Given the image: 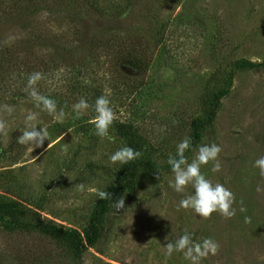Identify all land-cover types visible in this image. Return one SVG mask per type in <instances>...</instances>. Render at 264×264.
Segmentation results:
<instances>
[{"label":"rangeland","instance_id":"rangeland-1","mask_svg":"<svg viewBox=\"0 0 264 264\" xmlns=\"http://www.w3.org/2000/svg\"><path fill=\"white\" fill-rule=\"evenodd\" d=\"M24 1H17L25 6L21 14L0 16V107H15L3 114L0 202L18 206L23 220L38 214L81 240L97 192L122 190L124 207L115 211L111 205L99 239L74 263L54 240L8 232L12 219L1 217L0 264H16L17 254L24 264H188L182 253L165 254V244L185 229L195 240L212 238L220 245L201 264H264V177L253 167L264 156V0H93L96 7L87 0H56L55 9ZM125 52L151 55L150 61L144 70L132 69L122 64ZM243 59L256 65L230 76L233 63ZM33 72L44 74L36 87L56 101L63 118L27 97ZM219 90L226 93L212 126L201 130L185 155L190 161L201 144L222 147V170L213 173L209 163L201 172L235 194L237 211L230 219L219 213L203 219L191 209L178 210L193 189L177 193L169 186L167 159L190 136L191 122L208 117ZM101 95L115 113L109 129L114 141L95 135L91 123ZM80 98L90 107L74 119L72 105ZM29 111L36 114L32 123L49 132L42 148L16 141ZM117 122L133 125L143 138L138 146L117 132ZM125 145L140 157L110 163L109 155ZM145 160L154 163L153 175L137 167Z\"/></svg>","mask_w":264,"mask_h":264},{"label":"clouds","instance_id":"clouds-1","mask_svg":"<svg viewBox=\"0 0 264 264\" xmlns=\"http://www.w3.org/2000/svg\"><path fill=\"white\" fill-rule=\"evenodd\" d=\"M44 78L41 72H33L29 74L27 84L24 88L27 97L35 104L37 108L46 112L56 118H63L64 112L60 110L57 112V103L54 99L41 94L37 89V84ZM90 105L86 99L80 98L77 103L72 105L74 119H79L89 109ZM15 111V107L11 105H3L0 107V135H7V122L3 118V114L11 115ZM94 111L96 113L94 119L91 121L95 128V135L100 138H107L114 141V137L109 134V129L115 120V113L111 107L110 99L107 95H101L96 98L94 104ZM36 119V114L29 111L25 116V127L21 130V135L17 137L16 141L21 145L31 144L36 148H42L45 141L49 140V132L47 128L36 127L32 121ZM191 147V138L185 137L176 146L175 155H169L167 164L171 168L173 179L169 181V186L177 193H184L188 186L193 189L192 193L181 199L178 204L179 209H191L199 217L209 219L213 213H219L222 217L230 219L236 215V208L233 204L236 202L235 194L223 184L213 183L202 172V166L212 163L211 171L213 173L222 170V164L219 155L222 152V147L216 143L201 144L195 149L192 159L186 157L185 153ZM67 152V146L62 149ZM141 153L134 150L127 145L118 148L114 153L109 155V161L112 164H127L137 158ZM253 167L259 169V175L264 177V156L255 160ZM159 179V176H157ZM81 191L84 185L79 186ZM260 190L259 188L257 189ZM100 200H104L111 196L106 191L97 192ZM124 207L123 198L115 201L114 210L120 211ZM241 212H245L241 201ZM245 221L249 222V218L245 217ZM167 240V236L165 237ZM219 243L212 238H203L195 240L193 234L187 229L184 234L176 239L174 242H167L165 244V254L171 257L172 254L182 253L183 258L188 261V264H201L202 260L209 255L215 256L219 251Z\"/></svg>","mask_w":264,"mask_h":264},{"label":"trees","instance_id":"trees-1","mask_svg":"<svg viewBox=\"0 0 264 264\" xmlns=\"http://www.w3.org/2000/svg\"><path fill=\"white\" fill-rule=\"evenodd\" d=\"M4 1V3H3ZM6 1H8L9 4H6ZM17 1L21 0H0V16H13L21 14V12L24 9L25 6L22 7L17 5ZM24 1V0H23ZM26 2H32V1H38L40 4H46L49 3L50 5H54L56 3V0H25ZM24 1V2H25ZM74 3H77V0H68ZM23 2V3H24ZM87 3L91 6L93 5V0H87ZM79 5V4H78ZM45 7V6H44ZM35 11H38L36 9ZM121 60H123L124 65L136 69V70H144L147 66V63L150 61V56H145L144 53L139 55L136 54H129L128 52L120 53ZM120 60V61H121ZM256 64L247 61V60H238L233 63L232 68L230 70V76L233 75V73L237 70L241 69H247L252 68ZM226 91L225 90H219L216 92L214 96V102L212 105V108L210 110V113L208 117L203 120L200 118L194 119L191 122L190 125V138H191V147H194L200 137V132L202 129L206 127H211L216 113L218 111V107L220 105V100L225 96ZM118 133L125 136L131 144L139 145L141 140H143L142 136H140L133 125L129 122H117L115 126ZM190 150V149H189ZM137 167L141 168L143 172L148 173L150 175H153L155 173V165L150 160H145L141 164H137ZM134 166V168H137ZM133 175V174H132ZM122 195V190H118L116 192L111 193V196L109 198L104 200H98L97 206L93 213L91 214V217L88 221V232L84 235L83 240H81L76 233H74V230H65L64 228L57 226L55 224H47L46 222H43L40 220L39 215L33 213L34 215L33 219L31 220H23L19 218L18 215L22 214V210L16 206L15 204H12L10 202H0V218L1 217H10L12 219L13 225L6 227L5 229H8V232H25V233H31L35 234L36 236L43 237L45 239L54 240L57 243V249H60L61 251H64L68 257H70L69 262H78L80 258V250L84 247H91L95 244V242L100 237V225L105 219V216L110 209L111 205L117 201ZM70 232V233H69ZM73 232V233H71ZM69 233V234H68ZM75 235V237H74ZM16 259V264H24L22 261H20L22 258L20 255L14 256Z\"/></svg>","mask_w":264,"mask_h":264}]
</instances>
